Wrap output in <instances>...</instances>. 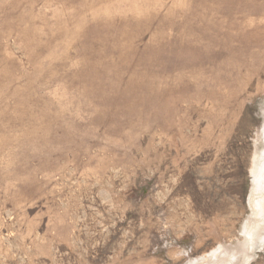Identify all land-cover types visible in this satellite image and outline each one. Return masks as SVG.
Returning a JSON list of instances; mask_svg holds the SVG:
<instances>
[{
    "label": "rangeland",
    "instance_id": "obj_1",
    "mask_svg": "<svg viewBox=\"0 0 264 264\" xmlns=\"http://www.w3.org/2000/svg\"><path fill=\"white\" fill-rule=\"evenodd\" d=\"M263 156L264 0H0V264H264Z\"/></svg>",
    "mask_w": 264,
    "mask_h": 264
},
{
    "label": "bare ground",
    "instance_id": "obj_2",
    "mask_svg": "<svg viewBox=\"0 0 264 264\" xmlns=\"http://www.w3.org/2000/svg\"><path fill=\"white\" fill-rule=\"evenodd\" d=\"M261 159L264 160V156ZM261 169H263V168H261ZM256 178H258V175H257V177H255V182H254L255 186L257 187L258 190H260V192L262 194H261L260 199L257 198V196H256L257 193L255 195L253 194V197L251 199V206L255 209V219H254L255 221L253 223H250V225H248V228L246 229L247 234H248V236L246 238L247 239L249 238L248 244H246L247 243L246 242L243 245L244 248L246 246H248V247H246V251L249 247H251V248L253 247L256 239H258L259 237L262 236V230L264 229V184H263V187L261 189V187H259V184L262 182L261 181L258 182V180ZM243 251H241L240 253L244 254ZM237 254H239V253L237 252ZM232 255L234 256V253H232Z\"/></svg>",
    "mask_w": 264,
    "mask_h": 264
}]
</instances>
